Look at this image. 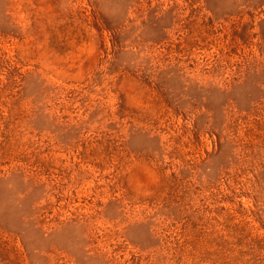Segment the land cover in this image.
<instances>
[{
	"label": "rangeland",
	"instance_id": "1",
	"mask_svg": "<svg viewBox=\"0 0 264 264\" xmlns=\"http://www.w3.org/2000/svg\"><path fill=\"white\" fill-rule=\"evenodd\" d=\"M0 264H264V0H0Z\"/></svg>",
	"mask_w": 264,
	"mask_h": 264
}]
</instances>
